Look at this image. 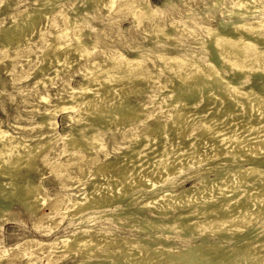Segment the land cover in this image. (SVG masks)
Masks as SVG:
<instances>
[{
  "label": "bare ground",
  "instance_id": "1",
  "mask_svg": "<svg viewBox=\"0 0 264 264\" xmlns=\"http://www.w3.org/2000/svg\"><path fill=\"white\" fill-rule=\"evenodd\" d=\"M114 1H104L105 7H113ZM244 2L236 0L233 6ZM56 3L39 0L10 25L0 26V44H18L37 28L39 18L49 19L52 13L55 30L35 49L61 48L56 40L66 26L59 23L75 21L53 12ZM7 5V0H0V6ZM160 7L149 0L120 1L116 12L132 14L133 21L150 19L151 53L137 50L130 57L113 52L98 71L93 68L100 58L92 57L78 90L69 88L67 98L40 110L38 126L46 128L38 132L46 134L42 140L27 143L0 126V218L12 202L26 208L46 202L41 181H34L30 172L49 157L43 151L58 135L55 115L73 110L68 117L76 125L60 136L59 153L77 154L54 161L55 173L60 175L62 164L81 169L92 151L102 146L100 132H119L126 151L99 161L92 157L94 173L105 182L94 181L90 191L83 190L76 198L70 194L54 200L56 222L92 211L59 237L60 251L78 255L73 260L81 264H264V18L249 17L264 6L234 7L231 12L239 18L229 20L226 14L229 21L217 20L215 27L185 25L188 15L184 23L169 19V29L153 18ZM71 32L68 37L77 45L66 43L65 48L80 50L81 57L88 54L81 49L87 47L84 30ZM66 52L54 51L38 68L43 72L54 60L67 67ZM58 73L56 68L54 75ZM152 87L163 90L154 93L152 101L160 99L156 96L162 101L148 112L137 95ZM8 249L0 247V264ZM32 254L23 247L5 264Z\"/></svg>",
  "mask_w": 264,
  "mask_h": 264
},
{
  "label": "rangeland",
  "instance_id": "2",
  "mask_svg": "<svg viewBox=\"0 0 264 264\" xmlns=\"http://www.w3.org/2000/svg\"><path fill=\"white\" fill-rule=\"evenodd\" d=\"M104 1L107 0L93 3L84 2L82 0H57L53 12L59 11L63 13V15H66L65 17L68 15L75 21L73 25H69L67 22H64L65 24H63V22L59 23V26L62 28L65 25L66 30L64 29V31L59 34L58 40H56L58 44L62 45L61 48L57 50L51 47H45L42 51L37 52L35 49V45L40 40L46 38L47 35L49 36L50 32L55 30L51 22L52 13H49V19L45 17L39 18L37 20V28L31 33L32 35L30 34L24 37L18 44L11 47L0 44V52L2 53H0V58H2L0 59L2 60L0 61V126L2 128L17 136H21L27 143L42 140L46 134L44 133L43 137L39 135V137L38 132H45L46 128H44V126H38L40 110L49 107L51 104L61 102L62 98H67L69 88L78 90L79 84L84 80L83 68L88 65L92 57L100 58L98 66L93 68V71H95V69L98 71L108 62L113 52L122 53L130 57H132L137 50L148 54L151 53L152 47L150 46V37L152 33L149 31L151 30V25L149 23L150 19H144V21L138 18L139 16H137V14L139 15V13L135 11L138 20L133 21L134 18H132V14L124 12L118 13V11H115V9L118 10L121 0H115L114 6L111 8L109 6L105 7ZM149 1L152 6H161V11L157 12L156 16L154 15L153 18L157 17V24H165L168 29L170 28L168 25L169 19H177L180 21L184 19L186 21L188 15L191 21L189 19H187L186 22L183 20L182 22H185V25H195L194 23H197L203 27H215L218 22L217 20L223 19L224 21H229L230 19L239 18V15L237 17V14H232L231 12L234 10V7L237 9L251 10L260 5L264 6V0H244V4L239 7L233 6L236 0H220L217 5L214 4V0H173V4L171 5L169 2H166L169 6L165 4V0ZM7 2V6H0V26L10 25L12 21L20 17L24 11L30 10L33 6L35 7L39 0H7ZM82 4L84 6H82ZM210 6L212 7L210 8ZM229 11L231 13H229ZM228 14H232L233 17ZM159 15H161V19ZM224 15L228 16L229 20L225 18ZM249 17L252 21L264 18V9L253 13L252 16L250 15ZM185 25L181 26V28H185ZM73 28H82L84 33H86L83 38L85 37L84 40L87 42V47L82 46L81 49H87L89 53L82 57L80 56V50L71 51L70 48H65L66 43H71L72 46L77 45L75 39H70L68 37V35L72 33L71 31H73ZM87 28H89V30ZM197 30L202 33V29H200L199 26ZM137 46H139V48H136ZM189 46L197 48V44L194 43H190ZM3 47L6 50H4ZM12 48L17 49L12 50ZM15 50H18L16 52L19 53H16ZM54 51L60 54L63 53V51H67L66 53L69 57L67 65L69 67H60V65L55 62L56 60H54L53 63L47 64V68L41 72L38 67L43 64L44 61L50 60ZM56 68H59V73L54 75ZM100 75L102 76L104 73H100ZM147 91L146 94H138L137 96L143 97V101L148 107L147 110L149 109L148 112H151L156 109L157 104L162 101L161 96H156L160 98L159 100L156 99L152 101L153 94L162 93L163 90L160 91L157 87H152L148 88ZM41 96H46V100H41ZM132 98L134 99V97ZM68 115H74V111H61L55 115V131L58 135L51 140L43 151L44 153L46 152V154L49 153V157L46 161H39L37 171L30 172L34 181H38V179L41 181L43 187L42 194L46 198V202L43 205L38 202L36 206H30L28 208L21 206L17 202H12L8 212H6L3 217L4 219L0 218V247L9 248L6 253L7 255L5 254L4 258H2L1 264H5L8 259L12 258V256L23 247H28L29 251L33 253L31 256H34V258L26 257V259L18 257L14 264H81V262L75 261V263L73 260L78 258V255H66V252L60 251L57 247L58 241L60 236L69 232L79 224V218L89 216L92 211L85 212L80 215V217L76 216L72 218L64 216L65 218L63 217L60 221L57 220L58 222H56L52 213V204H55L56 198H63L65 200L66 195L70 194L76 195L74 196L76 198L80 196L83 190L90 191L91 183L96 180L105 182L102 177L94 173L92 157L93 160L99 161L115 156H122L124 150L126 151V143H124L119 132L112 133L111 130H107L106 133L100 132L99 141L101 145L104 146V150L102 146H98L99 148L96 147L93 150L94 152L92 151L93 155L88 158L81 169L74 164H62L59 175L58 172L55 173L56 171L53 164H57L55 162L60 159H66L67 156H74L77 154L76 152H73V154L72 150H70L69 153L67 152L68 154H63L62 156H60L59 153V148L62 145L60 136H64L71 132V129L76 125L75 122L69 121ZM105 152L108 153L106 156ZM3 178H5V176ZM43 211L45 212L44 216ZM66 214H68V212H66ZM93 222L94 221H88V224H93ZM54 246L55 249H53V252L52 248H54ZM49 250L51 251L50 253ZM46 252H48V254ZM62 253L64 256H62ZM74 256L76 257L74 258ZM47 260H49V262Z\"/></svg>",
  "mask_w": 264,
  "mask_h": 264
}]
</instances>
